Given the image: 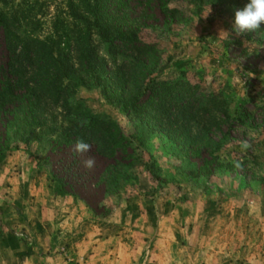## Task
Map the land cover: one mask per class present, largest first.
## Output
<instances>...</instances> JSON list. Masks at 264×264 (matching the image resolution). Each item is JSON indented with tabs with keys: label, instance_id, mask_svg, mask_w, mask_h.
Listing matches in <instances>:
<instances>
[{
	"label": "rangeland",
	"instance_id": "rangeland-1",
	"mask_svg": "<svg viewBox=\"0 0 264 264\" xmlns=\"http://www.w3.org/2000/svg\"><path fill=\"white\" fill-rule=\"evenodd\" d=\"M5 3L20 11L22 37L59 35L65 43L85 38L83 23L72 17L69 7L74 4L79 14L77 0ZM245 4V0H173L165 5L127 0L123 12L127 17L121 23L154 50L149 81L165 82L186 96L183 103H189L195 115L188 125L201 138L197 148L200 158L207 160L205 166L172 140L168 115L157 107L129 113L108 101L100 88L87 84L73 89L72 101L81 110L115 120L133 140L134 164L125 169L116 193L101 206V192L79 190L78 199L66 195L75 201L80 219L92 217L101 228L118 230L113 236V245L120 246L118 260L264 264V24L257 31L236 33L235 12ZM97 42L94 39L92 45L98 46ZM99 50L103 56L109 53L105 44ZM121 55L118 63L127 64L133 54ZM4 60L0 38V64ZM208 140L218 146H206ZM16 156L35 165L40 173L36 182L46 178L64 194L51 175L57 171V158L40 153L37 145L28 149L18 145L1 155L0 244L15 233L23 243L30 239L27 219L14 205V197H23L28 185L22 180L25 184L17 185L15 192L16 185L5 180L4 171ZM80 157L86 179L97 177L105 163L90 153ZM89 157L95 160L91 169L84 167ZM101 233L109 238V231ZM118 238L123 241L117 243ZM60 253L65 255V247ZM66 263L73 264L68 258Z\"/></svg>",
	"mask_w": 264,
	"mask_h": 264
},
{
	"label": "trees",
	"instance_id": "trees-1",
	"mask_svg": "<svg viewBox=\"0 0 264 264\" xmlns=\"http://www.w3.org/2000/svg\"><path fill=\"white\" fill-rule=\"evenodd\" d=\"M124 1L127 3L77 0L79 14L71 3V15L83 23L85 38L65 43L59 35L22 37L20 11L9 9L5 0H0V38L5 59L0 64V156L18 145L26 149L37 145L40 153L57 158L52 180L65 195L78 199L79 190L101 192L99 206L116 193L125 169L133 166V140L115 120L91 115L81 110L80 104H74L73 89L77 85L100 88L108 101L122 105L129 113H140L151 105L157 107L168 115L172 134H180L172 137L169 133L172 140L191 157L201 159L197 148L201 138L188 125L195 118L190 104L183 103L186 96L182 91L175 93L172 85L149 81L154 50L142 44L129 25L121 23L127 17L123 13L128 9ZM155 1L165 5L173 0ZM94 39L98 46L92 45ZM100 44L107 46L108 55H102ZM124 51L133 54L131 60L118 63ZM77 138L91 144L87 153L105 163L94 179H86V173L81 171L82 154L74 151ZM208 142L206 146H218ZM43 163L47 165V157ZM201 163L205 166L207 160L203 158Z\"/></svg>",
	"mask_w": 264,
	"mask_h": 264
},
{
	"label": "crops",
	"instance_id": "crops-1",
	"mask_svg": "<svg viewBox=\"0 0 264 264\" xmlns=\"http://www.w3.org/2000/svg\"><path fill=\"white\" fill-rule=\"evenodd\" d=\"M11 162V167L4 171L6 182L16 185L15 192L17 185L24 183L22 180L28 185L23 197H14V205L27 219L26 227L23 226L30 239L23 243L17 239V233L2 239L0 264H67L66 258L73 264H132L130 257L117 259L120 246L113 245V236L118 230L103 229L92 222V217L80 219L75 201L46 178L36 182L40 173L24 157L16 156ZM104 230L110 232L108 239L101 233ZM118 240L123 241L118 238L117 243ZM63 247L65 255L60 253Z\"/></svg>",
	"mask_w": 264,
	"mask_h": 264
},
{
	"label": "clouds",
	"instance_id": "clouds-1",
	"mask_svg": "<svg viewBox=\"0 0 264 264\" xmlns=\"http://www.w3.org/2000/svg\"><path fill=\"white\" fill-rule=\"evenodd\" d=\"M235 29L239 35L244 32H252L260 29L264 24V0H248V3L241 10L235 12ZM246 143L243 147L247 148ZM91 144L81 138H77L74 143V151L78 154H84L91 151ZM95 160L91 157L84 161V167L91 169Z\"/></svg>",
	"mask_w": 264,
	"mask_h": 264
}]
</instances>
